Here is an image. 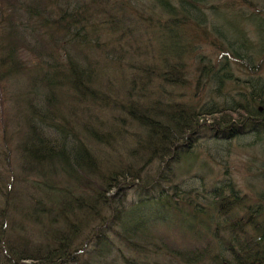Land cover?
<instances>
[{
	"label": "trees",
	"instance_id": "1",
	"mask_svg": "<svg viewBox=\"0 0 264 264\" xmlns=\"http://www.w3.org/2000/svg\"><path fill=\"white\" fill-rule=\"evenodd\" d=\"M260 2L0 0V82L25 75L0 264H79L90 245L94 264H264V192L186 189L175 168L201 132L264 143Z\"/></svg>",
	"mask_w": 264,
	"mask_h": 264
},
{
	"label": "rangeland",
	"instance_id": "2",
	"mask_svg": "<svg viewBox=\"0 0 264 264\" xmlns=\"http://www.w3.org/2000/svg\"><path fill=\"white\" fill-rule=\"evenodd\" d=\"M226 1L227 0H217V2L221 3H225ZM262 5L264 4L260 2L259 6ZM142 38L143 35H141V39ZM203 52L208 55L215 53L212 48H206ZM213 56L217 58L216 54H213ZM30 61L31 59L29 60V64L31 63ZM261 67L258 75L261 79H264V63ZM236 73L242 78H245L247 75L246 71L242 70L236 71ZM24 79L25 75L24 78L21 76L19 78H14V80H9V82H0V145H2L1 142L5 128L8 130L10 129V131L12 130V137L16 139L17 127L15 124H12V117L14 116L15 109L13 99L18 97L20 95L19 93L23 90L25 85ZM177 91L187 93L188 88L181 89L179 87ZM200 135L201 138L194 147L196 159L191 165L192 168L189 171L185 170L184 167L186 164L183 161L175 166V168L180 171L179 179H182L183 181L182 187L186 189L200 187L202 183L211 186L213 183L217 184V182H223L224 179L228 178L242 194H246L249 197L251 203L260 204L261 201H263V198L258 194H260L261 191L264 192V143H260L257 140L258 138L254 132L245 133L240 138L232 139L228 143L226 140L216 139L213 134L209 132H201ZM9 143V146L11 147L9 151L13 154V145L11 142ZM1 149L2 148H0V150ZM0 167V173H6L8 165L5 161L4 154L0 157ZM181 170H183V172ZM201 176H203V178H201ZM130 184L132 183L129 182V185ZM128 192L129 197H135L136 193L134 190L129 189ZM161 232L164 231L162 230ZM118 244L119 243L115 241L114 246L117 248ZM94 246L96 247V245L86 247L85 253L81 254V257H79V264H94V253L92 252V249L95 248ZM114 252L115 253H113L114 255L112 257L116 256V249ZM117 258L119 257H115L116 262L119 260ZM118 262V264H122L120 261ZM162 262L169 263V259H163L161 263Z\"/></svg>",
	"mask_w": 264,
	"mask_h": 264
}]
</instances>
